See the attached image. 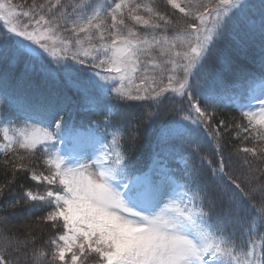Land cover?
Masks as SVG:
<instances>
[{"label":"snow or ice","instance_id":"6c2138e0","mask_svg":"<svg viewBox=\"0 0 264 264\" xmlns=\"http://www.w3.org/2000/svg\"><path fill=\"white\" fill-rule=\"evenodd\" d=\"M25 5L0 0V105L17 113L0 115L12 172L0 198L27 175L46 187L21 200L39 202V221L61 231L37 246V235L0 216V264H264V0ZM233 42L258 72L230 54ZM21 63L70 82L80 108L102 117L87 128L86 152L58 147L67 102L37 104L15 90ZM222 73L236 77L238 120L217 118ZM162 113L171 118L161 151L140 169L132 150L141 127ZM177 155L183 167L172 171L164 160Z\"/></svg>","mask_w":264,"mask_h":264},{"label":"trees","instance_id":"16d2710c","mask_svg":"<svg viewBox=\"0 0 264 264\" xmlns=\"http://www.w3.org/2000/svg\"><path fill=\"white\" fill-rule=\"evenodd\" d=\"M13 2L19 5H25V0H13ZM162 2L163 0H157V3L161 5ZM27 3L30 4L31 0H27ZM238 39H241V43H243V39L241 37H238ZM229 51L232 56H239L241 61H243L252 70L257 72L259 71V64L256 63L254 65L251 59L244 56L241 49L236 46L235 42H233V47L230 48ZM250 54L254 55L257 61L259 60L258 48L255 44L251 45ZM210 64L217 70H220L221 68V66L215 61H210ZM13 71L15 77L13 80V87L21 96L27 97L33 103H48L55 105L67 102L65 117L80 123V125L90 124L102 119V117L91 115L85 111L79 110V107L75 104L78 96L73 89H71L68 85L63 84L65 83L63 79H45L43 74H37L35 72L26 73L23 63L17 65ZM222 76L224 83L222 86H214L215 90H221L236 81L234 74L222 73ZM133 103L139 104L140 102ZM216 111L218 119L222 118L230 122L234 119L238 120L240 118L239 113L231 106L223 104L218 105ZM170 118L171 114L162 113L161 117L154 123L141 127L140 139L136 143L135 148L132 150V156L134 159H141L140 162L142 163L144 160L143 158H145L143 165L139 168H144L147 165L151 155V140L156 131L160 128L161 124ZM232 143H239V141L233 140ZM229 147H231V145H229ZM4 158L5 157L3 155H0V184L7 183L8 180L12 179L11 169H6L2 163ZM37 186L36 182L31 181L27 175L18 174V178L12 185V191L6 194L3 198H0V216L10 217L8 228L12 231H31L32 234L39 237L37 246H44V241L54 236L57 232L61 231V229H53L49 222L41 223L39 221L38 218L44 215L39 202L29 201L28 203H24V201L21 200V197L26 189L37 190ZM17 200L21 201L20 204L14 208L9 206ZM0 227H3V225H0Z\"/></svg>","mask_w":264,"mask_h":264},{"label":"rangeland","instance_id":"374dc122","mask_svg":"<svg viewBox=\"0 0 264 264\" xmlns=\"http://www.w3.org/2000/svg\"><path fill=\"white\" fill-rule=\"evenodd\" d=\"M0 24H2V22H0ZM53 84V83H51ZM57 84V83H54ZM64 85H68L71 89H73V86L71 85V83H63ZM238 89V85H236L235 82H233L232 84H230L229 86H227L225 89H223L221 92H216L217 94V104H231L233 108L235 107V92ZM79 102V107H80V100ZM42 104V103H41ZM48 103H44L43 105H47ZM81 109V108H80ZM82 110V109H81ZM83 111V110H82ZM16 111L14 109H9L7 107V105H0V115H7L11 118H15L16 116ZM65 119L68 121L69 119L67 117H65ZM70 122H72L71 120L68 121V126L66 128V132H65V143L62 144H58V147L62 148V149H70L72 150L73 155H79L82 154L84 152H86L89 148H90V144H91V136L89 135L87 128L85 129H81V128H76V127H72L70 125ZM19 126V125H17ZM109 133H111L113 130L112 129H108ZM98 132L103 133L105 130L103 127H100L99 129H97ZM160 132V128L158 129V131L156 132V134L154 135V137L151 140V151L152 154L156 151H161V148L158 146V133ZM109 139H111V135L109 136ZM0 140H2V135H0ZM2 155V154H0ZM165 156H167L166 153H164ZM153 158V156H152ZM152 158H151V162L150 164H152ZM144 160L142 161V163L140 162L141 159H134V163L136 164V166L139 168L143 165V162L145 161V158H143ZM164 163L166 165H176L178 164L179 167H183V159H182V155H177L175 157H168L164 160ZM149 164V165H150ZM170 168V170L172 171H176V168H172L171 166H168ZM46 186L45 185H38L37 186V190H33L34 192H43L44 188Z\"/></svg>","mask_w":264,"mask_h":264}]
</instances>
